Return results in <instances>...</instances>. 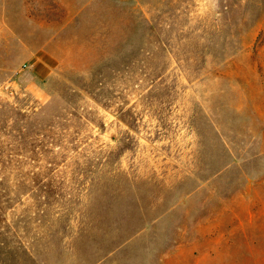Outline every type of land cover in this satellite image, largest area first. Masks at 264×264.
Instances as JSON below:
<instances>
[{
  "label": "rangeland",
  "instance_id": "1",
  "mask_svg": "<svg viewBox=\"0 0 264 264\" xmlns=\"http://www.w3.org/2000/svg\"><path fill=\"white\" fill-rule=\"evenodd\" d=\"M0 264H264V0H0Z\"/></svg>",
  "mask_w": 264,
  "mask_h": 264
}]
</instances>
